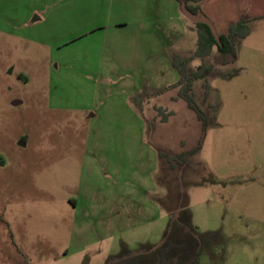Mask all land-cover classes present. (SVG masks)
Listing matches in <instances>:
<instances>
[{"label":"rangeland","instance_id":"1","mask_svg":"<svg viewBox=\"0 0 264 264\" xmlns=\"http://www.w3.org/2000/svg\"><path fill=\"white\" fill-rule=\"evenodd\" d=\"M134 1L0 0V264H191L200 245L199 264H264V0L204 8L217 33L250 21L236 57L188 64H213L206 130L169 87L195 20L172 34Z\"/></svg>","mask_w":264,"mask_h":264},{"label":"trees","instance_id":"2","mask_svg":"<svg viewBox=\"0 0 264 264\" xmlns=\"http://www.w3.org/2000/svg\"><path fill=\"white\" fill-rule=\"evenodd\" d=\"M182 9L188 11L193 16L200 17L206 20L209 18L202 12L198 2L200 0H178ZM196 27L198 32V46L195 54L192 57L184 58L177 54L172 56L173 66L178 70L179 79L177 82L171 84L169 87H179L178 96L183 98L188 107L194 110L197 117L202 121L203 129L206 130L209 124V118L201 106L197 103L195 95L193 93V85L195 80L206 78L213 70V64L201 63L194 70L189 72L188 64L194 57H206L209 56L214 47L222 53H231L236 57V41L238 38L246 37L250 33L249 20H241L231 25L227 32H222L217 38L212 32L211 27L206 21H197ZM166 90L165 88L162 89ZM200 146L191 150L168 156L170 161L179 160L181 164L185 163L186 158L190 154H194L198 151ZM203 252V247L200 245L191 257V264H199L200 257Z\"/></svg>","mask_w":264,"mask_h":264},{"label":"crops","instance_id":"3","mask_svg":"<svg viewBox=\"0 0 264 264\" xmlns=\"http://www.w3.org/2000/svg\"><path fill=\"white\" fill-rule=\"evenodd\" d=\"M135 4H137L138 6H141L142 8H156V13H158V15H163V17H165V15H168L170 16L169 17V21L170 23H172V25H174L176 22L177 23H180L179 26L177 27L176 25L172 26H168V30L169 32L172 31V34L175 32H181L183 30H181V16H180V13H182L184 10L182 9L180 3L178 0H135L134 1ZM198 4L200 5L201 7V10L202 12L210 19V13L208 11H206L204 8L206 6H222L224 5L223 2H221L220 0H200L198 2ZM166 8H168V11H166ZM183 10V11H182ZM182 11V12H181ZM143 13L139 14L138 16L135 17L134 21L137 26L135 27L136 28V31H135V38L138 39L139 36H143V32L144 30H146V24L148 23L147 21V18H148V14H147V11H143ZM174 15V16H173ZM173 16V17H172ZM258 16H254V20L257 19ZM128 19H119V20H116L115 21V24H116V29H118L122 26H124L123 28L127 27L129 25L130 22H132ZM111 27L106 24L103 26V30H109ZM179 29V30H178ZM164 30V28L162 29ZM141 35H140V34ZM222 33V32H221ZM164 35V33H163ZM165 38V37H164ZM164 86L162 85H156L154 86V88H163ZM91 118H94V117H97L98 114L97 113H91L90 114ZM122 141V140H121ZM124 151L125 149H127V144H123L122 146H120ZM121 156H123L122 154L119 155V157L121 158ZM127 157V156H125Z\"/></svg>","mask_w":264,"mask_h":264},{"label":"water","instance_id":"4","mask_svg":"<svg viewBox=\"0 0 264 264\" xmlns=\"http://www.w3.org/2000/svg\"><path fill=\"white\" fill-rule=\"evenodd\" d=\"M185 13L190 17L192 18L193 20H197V21H206L209 26L211 27L212 29V32L214 33V35L218 38L219 37V34L220 33H217L215 27L213 26V24L210 22V20H206V19H203V18H200V17H196V16H193L191 13H189L188 11H185ZM15 103H18V101H15ZM21 144H25V142H21Z\"/></svg>","mask_w":264,"mask_h":264}]
</instances>
